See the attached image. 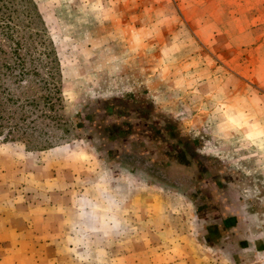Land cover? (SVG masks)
<instances>
[{"label": "rangeland", "instance_id": "rangeland-1", "mask_svg": "<svg viewBox=\"0 0 264 264\" xmlns=\"http://www.w3.org/2000/svg\"><path fill=\"white\" fill-rule=\"evenodd\" d=\"M34 1L62 101L33 136L0 134V222L40 243L22 264H264V0ZM134 111L188 166L117 156Z\"/></svg>", "mask_w": 264, "mask_h": 264}, {"label": "trees", "instance_id": "trees-1", "mask_svg": "<svg viewBox=\"0 0 264 264\" xmlns=\"http://www.w3.org/2000/svg\"><path fill=\"white\" fill-rule=\"evenodd\" d=\"M41 22L34 0H0V134L6 140L33 136L37 119L53 117L62 101ZM38 45L46 47L39 52ZM49 67L48 77L42 75ZM213 196L219 197L215 191Z\"/></svg>", "mask_w": 264, "mask_h": 264}, {"label": "flooded vegetation", "instance_id": "flooded-vegetation-1", "mask_svg": "<svg viewBox=\"0 0 264 264\" xmlns=\"http://www.w3.org/2000/svg\"><path fill=\"white\" fill-rule=\"evenodd\" d=\"M149 114H144L142 117L139 112L134 111L129 113L127 118L122 117V123L118 121L112 123V127L115 128L109 139L115 145L112 150L119 157L121 155L129 157L125 160L127 164H132L133 158H142L143 166L148 169H171L174 163L188 166L187 161L192 158L189 148L184 145L182 149H178L177 143L182 145L184 142L180 139L177 140V135L172 133L171 128L163 124L161 120L153 117L149 118ZM120 148H124L123 151ZM179 179L181 178H177L175 183L180 187L184 186L185 182H180ZM200 180L203 181V179ZM210 192L213 195L214 190H210ZM220 199L218 197L217 201H220ZM221 200L220 203L216 204L217 208L215 210L233 209L234 200L231 198ZM212 212L215 214V211ZM215 215L218 219L219 217L222 219L221 213L218 212Z\"/></svg>", "mask_w": 264, "mask_h": 264}, {"label": "crops", "instance_id": "crops-1", "mask_svg": "<svg viewBox=\"0 0 264 264\" xmlns=\"http://www.w3.org/2000/svg\"><path fill=\"white\" fill-rule=\"evenodd\" d=\"M201 182V181H200ZM213 189V188H212ZM229 200V199H227ZM234 200L232 212L223 215L220 221L238 220L240 217L239 203ZM218 219V220H219ZM7 217L0 222V264H22L21 258L27 255L32 249L40 243L37 242V234H33L29 225H16ZM220 224V223H219ZM232 227V226H230ZM35 236V237H34ZM43 244H41L42 247Z\"/></svg>", "mask_w": 264, "mask_h": 264}]
</instances>
